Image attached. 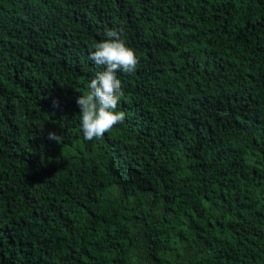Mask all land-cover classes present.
I'll return each mask as SVG.
<instances>
[{"label":"trees","instance_id":"trees-1","mask_svg":"<svg viewBox=\"0 0 264 264\" xmlns=\"http://www.w3.org/2000/svg\"><path fill=\"white\" fill-rule=\"evenodd\" d=\"M112 29L139 63L88 141ZM0 264H264V0H0Z\"/></svg>","mask_w":264,"mask_h":264},{"label":"clouds","instance_id":"clouds-1","mask_svg":"<svg viewBox=\"0 0 264 264\" xmlns=\"http://www.w3.org/2000/svg\"><path fill=\"white\" fill-rule=\"evenodd\" d=\"M122 30L105 32L106 39L95 44L90 59L103 68L88 85L86 95H79L76 104L80 110L81 128L88 141L100 138L115 125L125 120V113L117 111L121 96V81L117 73H134L139 63L135 51L126 46ZM58 106V105H56ZM47 139L57 144L63 142V136L48 132Z\"/></svg>","mask_w":264,"mask_h":264}]
</instances>
